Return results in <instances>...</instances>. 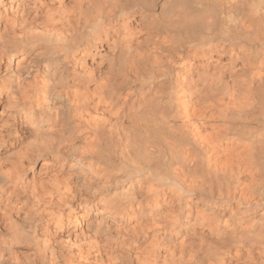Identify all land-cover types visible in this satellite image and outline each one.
Returning a JSON list of instances; mask_svg holds the SVG:
<instances>
[{"label":"bare ground","instance_id":"1","mask_svg":"<svg viewBox=\"0 0 264 264\" xmlns=\"http://www.w3.org/2000/svg\"><path fill=\"white\" fill-rule=\"evenodd\" d=\"M0 264H264V0H0Z\"/></svg>","mask_w":264,"mask_h":264}]
</instances>
